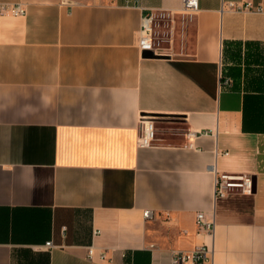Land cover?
<instances>
[{
  "label": "crops",
  "instance_id": "0c3cea01",
  "mask_svg": "<svg viewBox=\"0 0 264 264\" xmlns=\"http://www.w3.org/2000/svg\"><path fill=\"white\" fill-rule=\"evenodd\" d=\"M182 1L0 0L25 8L0 17V264H264V11ZM219 174L252 190L216 197Z\"/></svg>",
  "mask_w": 264,
  "mask_h": 264
},
{
  "label": "built area",
  "instance_id": "2783aa9c",
  "mask_svg": "<svg viewBox=\"0 0 264 264\" xmlns=\"http://www.w3.org/2000/svg\"><path fill=\"white\" fill-rule=\"evenodd\" d=\"M138 1V0H127V2ZM223 8L227 7L228 10H251L254 12H263L262 5H254L251 2L246 4L237 3L232 0H223ZM142 23L138 36L139 47L142 50L152 51L160 56H164L160 48L157 47L156 41V17L152 9L142 8ZM199 11V0H183L182 6L178 10V13L182 15H194ZM25 8L22 4H0V17L5 14H24ZM174 14V11L162 10L160 17L170 18ZM170 54V53H168ZM157 127L155 126V121L146 115H142L141 118V137L139 139V144L141 146H149L151 142L156 138ZM208 131H189L188 135L191 138H197L198 136L208 134ZM214 169V166H211ZM253 187V180L251 177H246L242 175H231V174H219L216 178V188L215 196H225L231 189L242 188L244 191H251ZM146 218H152V210L145 211ZM197 225L200 230L212 233L215 228L214 219H207L204 212H200L197 215ZM97 233V232H96ZM47 245H52L48 242ZM93 254V249H90V255ZM214 250L213 247L208 244L198 245L190 252H184L180 250L172 251V261L171 264H206L208 261H213Z\"/></svg>",
  "mask_w": 264,
  "mask_h": 264
},
{
  "label": "rangeland",
  "instance_id": "374dc122",
  "mask_svg": "<svg viewBox=\"0 0 264 264\" xmlns=\"http://www.w3.org/2000/svg\"><path fill=\"white\" fill-rule=\"evenodd\" d=\"M150 118V117H149Z\"/></svg>",
  "mask_w": 264,
  "mask_h": 264
}]
</instances>
